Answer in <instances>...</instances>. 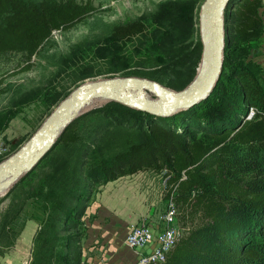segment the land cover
Segmentation results:
<instances>
[{
    "label": "rangeland",
    "instance_id": "374dc122",
    "mask_svg": "<svg viewBox=\"0 0 264 264\" xmlns=\"http://www.w3.org/2000/svg\"><path fill=\"white\" fill-rule=\"evenodd\" d=\"M77 1L82 3L86 0ZM193 1L197 6L190 24L186 15ZM205 1L93 0L95 13L71 30L52 36L31 60L15 53L1 57L0 163L17 153L46 124L60 103L54 99H60V95L68 98L76 90L94 83L128 77L157 82L173 92L189 88L201 69L203 44L200 15ZM238 2L240 0L231 1L223 15L222 72L206 101L190 110L162 118L111 99H95L92 107L75 120L79 140L66 145L61 137L58 138L38 167L0 196V264H46L47 258H51L48 264H61L51 247L60 245L55 238L43 247L39 241H34L43 226L42 219L39 225L30 221L31 218H42V207L45 202H50L53 192L59 193V188L63 189L61 203L66 206L65 214L70 215L67 223L62 220L61 227H69L71 233L78 234L77 239L82 236L75 248L81 255L80 264H118L116 257H111V242L105 243V235H87L100 211L101 203L97 204L100 194H107L110 199L106 203L102 200L105 205H115L119 209L129 210L131 205L137 208V203L141 204L146 217L139 223L150 220L163 224L169 206L175 205L174 226L179 228L181 238L197 232L202 235L201 247L208 255L214 252L220 254L221 246L214 232V222L200 212L187 210L176 201L178 193H170L173 185L165 171L144 170L134 178L122 180V177L107 182L101 167L110 165L131 145L144 142L151 126L156 124L176 130L186 140H199L210 146L213 144L212 134L221 126L215 117H211L219 104L230 102L238 109V119L244 118L242 115L249 102L241 95L237 75L246 70L259 71L256 77L264 88V0L259 9L263 25L258 28L256 36L241 33V22L235 12ZM173 6L182 10L183 24L179 29H172L177 30V33L171 31L172 37H162L157 45V55H154L148 46L153 42L155 30L178 25V18L168 14ZM137 21L146 24L144 35L113 47L114 29ZM177 39L178 45L175 44ZM154 43L157 44V41ZM240 50L246 58L238 60L235 54L239 55ZM28 64L32 66L30 71L16 74ZM146 93L152 96L150 100L157 101L155 96ZM240 162L243 167L229 168V176L239 181L242 187L252 184L254 191H264V154L252 155L249 160L241 159L237 165ZM107 184L113 187L107 189ZM208 185L211 186L210 182ZM197 193V190L194 191L192 196ZM56 197L59 200L60 196ZM255 211L251 210L246 218L245 226L250 235L246 247L257 256L252 264H264V210ZM60 214L57 212L54 217ZM27 226L33 227L30 233L32 240L30 236L27 241L28 236L25 243L22 235ZM41 236L46 239V235ZM59 236L70 235L63 232ZM113 239L116 243V236ZM127 250L134 251L126 241L118 246L117 253L126 255ZM63 251L71 253L72 248L65 249L63 246ZM40 254L44 255V259ZM193 261L195 264H207L197 258Z\"/></svg>",
    "mask_w": 264,
    "mask_h": 264
},
{
    "label": "trees",
    "instance_id": "16d2710c",
    "mask_svg": "<svg viewBox=\"0 0 264 264\" xmlns=\"http://www.w3.org/2000/svg\"><path fill=\"white\" fill-rule=\"evenodd\" d=\"M261 5L262 0L238 2L235 12L241 22V33L248 36L257 35L258 28L263 25L259 14ZM196 6L197 3L193 1L188 7L186 16L189 17L190 24L194 20ZM95 12L93 0L82 3L77 0H0V58L15 53L31 60L52 37L53 31H69ZM168 14L178 18V25L165 27L166 30H155L152 34L153 42L148 46L154 55H157V45L162 37H172L174 31L177 33V30L172 29H179L183 24L182 10L173 6ZM146 31L147 26L141 21L118 26L113 32L112 45L116 47L120 42L132 41L137 36L144 35ZM175 44L178 45V39ZM145 50L149 52L148 49ZM235 56L238 60L246 58L241 50L239 55ZM31 68L28 64L16 74L30 71ZM259 74L256 70H246L237 75L240 78L241 95L249 102L242 115L244 118L238 119V109L230 102L221 103L215 108L211 117H215L221 126L220 130L212 134V145H205L199 140H186L176 130L156 124L151 126L144 142L131 145L128 151L117 155L110 165L101 167L107 182L144 170L157 173L165 171L171 178L170 184L173 185L170 193H178L176 201L187 210L200 212L214 222V232L221 246L220 254L214 252L208 255L201 247L202 235L192 232L181 238L167 256L166 262L160 264H195L194 258L207 264L256 262V254L246 247L249 232L245 225L251 210H264V191H254L252 184L246 188L242 187L239 181L229 176L228 169L243 167L241 162L237 165L241 159L249 160L252 155L264 154V88L256 77ZM66 97L60 95V99L57 97L54 101L61 103ZM251 108L256 113L251 120H247L245 116L249 115ZM78 140L75 121L64 131L61 141L69 145ZM59 189V193L53 192L50 202H45L42 207L43 226L34 241H39V245L43 247L55 238L60 244L51 246L55 258L61 264H80L81 255L75 248L82 236L77 239L78 234L71 233L69 227H61V222L67 223L70 215L65 214L66 206L61 203L63 189ZM196 190L198 193L192 196ZM56 196H60L59 200ZM57 212L61 213L60 216L54 217ZM63 232L70 236L60 238L59 235ZM41 235H46V239ZM63 246L65 249L72 248L71 253H64ZM40 257L44 259L43 254H40ZM49 261L51 258L45 259L46 264Z\"/></svg>",
    "mask_w": 264,
    "mask_h": 264
},
{
    "label": "water",
    "instance_id": "95a60500",
    "mask_svg": "<svg viewBox=\"0 0 264 264\" xmlns=\"http://www.w3.org/2000/svg\"><path fill=\"white\" fill-rule=\"evenodd\" d=\"M231 1L206 0L201 7L200 30L203 44L201 71L189 88L173 92L157 82L128 77L109 79L78 89L56 107L35 136L17 153L0 163V181L11 177L18 182L36 169L51 152L56 141L55 133L62 129L58 138L62 137L64 131L82 115L74 120L72 117L95 99H111L162 118L190 110L206 101L221 76L224 35L222 21L219 23V20L223 18ZM144 91L156 95L158 100H146L142 94ZM134 92L140 95L134 96Z\"/></svg>",
    "mask_w": 264,
    "mask_h": 264
},
{
    "label": "crops",
    "instance_id": "0c3cea01",
    "mask_svg": "<svg viewBox=\"0 0 264 264\" xmlns=\"http://www.w3.org/2000/svg\"><path fill=\"white\" fill-rule=\"evenodd\" d=\"M136 175V174H135ZM134 175L123 177L122 180L125 178H131ZM134 178V177H133ZM125 181H123L124 183ZM113 186L110 184L106 185V188H112ZM105 193V192H104ZM127 193L129 194V190H127ZM108 202L110 199L107 196V194H103L100 197L97 198V204L100 202V211L98 213V217L94 219V225L91 227V231L87 233V235H105L104 238H106L105 243L108 244V242H111V257H116V261L118 264H136V262L139 259V253L141 251H128L126 255H123V253L118 254V246L123 245L126 242L127 233L129 229H131L133 226L139 223L142 219H144L145 212L140 207L141 204L137 203V208H135V205H131V209H119L115 205H105L103 201ZM102 201V202H101ZM136 204V203H135ZM118 209V210H117ZM98 212V211H97ZM42 218H39V220L31 218L30 221H35L38 225L41 222L40 219H42V222L44 220L43 213H41ZM146 222H151L152 224L156 225L155 223L150 220H147ZM41 224V223H40ZM33 227L27 226L25 233L22 235V238L25 240L28 236V240H32V235L30 233L32 232ZM116 236V243H113L115 240L113 239ZM34 238V237H33ZM26 243V240H25ZM24 243V244H25ZM115 249V252H114ZM150 251L149 248L142 251L143 253H148Z\"/></svg>",
    "mask_w": 264,
    "mask_h": 264
},
{
    "label": "built area",
    "instance_id": "2783aa9c",
    "mask_svg": "<svg viewBox=\"0 0 264 264\" xmlns=\"http://www.w3.org/2000/svg\"><path fill=\"white\" fill-rule=\"evenodd\" d=\"M60 30L52 32V36L59 34ZM255 110L251 108L247 120H251ZM176 220V207L171 204L164 218L163 224L143 222L131 228L127 236V245L134 251H141L136 264H160L165 263L181 238L179 228L174 226ZM150 249L148 253L142 251Z\"/></svg>",
    "mask_w": 264,
    "mask_h": 264
},
{
    "label": "bare ground",
    "instance_id": "6f19581e",
    "mask_svg": "<svg viewBox=\"0 0 264 264\" xmlns=\"http://www.w3.org/2000/svg\"><path fill=\"white\" fill-rule=\"evenodd\" d=\"M223 20V18L221 17L220 18V20H219V23H221V21ZM200 71H201V69H200ZM147 91H144L142 94H143V96H144V98L146 99V100H148V101H156V100H150V99H152V96L151 95H149V94H147L146 93ZM135 93V92H134ZM133 93V95L134 96H139L140 94H138V93H136V95ZM149 93V92H148ZM150 94H152V93H150ZM153 96H155V98L158 100V97L156 96V95H154V94H152ZM99 99H101V101H103V100H106L107 98H99ZM97 100V99H96ZM95 101V100H94ZM100 101V104H102V102ZM94 104V102L92 101L91 103H89V104H87L86 106H84L80 111H78L73 117H72V119L74 120V119H76V118H78L80 115H82L86 110H88L89 108H91L92 107V105ZM200 104V103H199ZM100 106V105H99ZM96 107V106H95ZM98 107V106H97ZM134 109H136V108H134ZM61 130L62 129H59L56 133H55V140H57L58 139V137H59V135H60V133H61ZM15 183H16V181L15 180H13L11 177H9V178H6V179H4V180H2V181H0V196H3V195H5L12 187H13V185H15Z\"/></svg>",
    "mask_w": 264,
    "mask_h": 264
}]
</instances>
